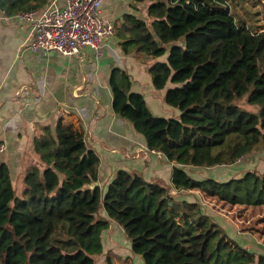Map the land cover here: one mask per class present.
Here are the masks:
<instances>
[{
  "label": "trees",
  "instance_id": "trees-1",
  "mask_svg": "<svg viewBox=\"0 0 264 264\" xmlns=\"http://www.w3.org/2000/svg\"><path fill=\"white\" fill-rule=\"evenodd\" d=\"M135 1L148 3L146 19L125 15L118 38L127 54L155 60L153 85L167 89L165 103L180 117L154 116L121 69L111 75L114 111L175 165L176 190L264 206V174L242 170L222 181L187 172L236 165L264 148V32L240 27L225 0ZM39 9L33 0H0L8 17ZM244 98L258 114L236 104ZM42 133L20 181L0 159V264H98L112 222L144 264H264L260 247L241 245L168 186L122 170L102 191L99 157L79 128L59 122Z\"/></svg>",
  "mask_w": 264,
  "mask_h": 264
},
{
  "label": "crops",
  "instance_id": "crops-1",
  "mask_svg": "<svg viewBox=\"0 0 264 264\" xmlns=\"http://www.w3.org/2000/svg\"><path fill=\"white\" fill-rule=\"evenodd\" d=\"M33 2L40 7L37 12L52 4L59 9L66 5V0ZM147 7V2L135 0H104L101 15L116 29L115 35L102 44L99 58L89 47L71 57L53 51L32 53L26 44L31 25L0 11V150L3 147L0 159L10 168L13 181H20L22 171L34 158L35 139L45 127L55 133L57 124L62 122L79 128L88 148L98 155L97 185L102 191L119 171L140 175L149 183L170 187L175 200L199 203L205 214L232 235L233 228L212 209L216 202L230 205L198 190H176L172 185L175 165L163 154L148 150L143 137L114 111L111 75L115 69H121L130 77L132 91L145 97L154 116L180 117L179 111L165 103L167 89L158 91L153 85L149 69L155 60L127 54L118 38L124 16L135 14L146 19ZM228 168L212 169L218 180L225 181L226 177H232L228 176ZM212 169L194 168V172L191 169L187 172L195 180H201L198 172ZM114 225L112 222L110 228Z\"/></svg>",
  "mask_w": 264,
  "mask_h": 264
},
{
  "label": "rangeland",
  "instance_id": "rangeland-1",
  "mask_svg": "<svg viewBox=\"0 0 264 264\" xmlns=\"http://www.w3.org/2000/svg\"><path fill=\"white\" fill-rule=\"evenodd\" d=\"M225 1L240 27H246L253 33L264 32V0ZM236 104L249 113L258 114L260 111V107L249 105L246 98L237 101ZM228 167L227 171L230 177L242 170H254L259 174H264V148L245 157L239 164ZM191 172H194V170L191 169ZM198 173L202 178H218L217 172L213 169ZM227 178L229 179V177H226L224 180H227ZM21 191L22 186L18 189V194ZM212 207L213 211L216 212L215 215H221L225 219L224 221L233 228L234 231L231 232L234 233L232 238L235 241L241 245H250L249 247L253 248L251 250L259 249L260 247V250L264 252V206L234 207L216 202ZM98 216L105 217L104 213H100ZM103 245L105 247V256L99 258L98 264H106L109 262L108 260L112 264H144L142 257L136 256L131 252L130 239L117 225L104 232Z\"/></svg>",
  "mask_w": 264,
  "mask_h": 264
},
{
  "label": "built area",
  "instance_id": "built-area-1",
  "mask_svg": "<svg viewBox=\"0 0 264 264\" xmlns=\"http://www.w3.org/2000/svg\"><path fill=\"white\" fill-rule=\"evenodd\" d=\"M103 2L66 0L62 9L52 4L41 12H22L14 18L31 25L26 44L32 53L53 51L71 57L80 55L83 48L89 47L99 58L102 44L115 35L116 29L101 15Z\"/></svg>",
  "mask_w": 264,
  "mask_h": 264
}]
</instances>
